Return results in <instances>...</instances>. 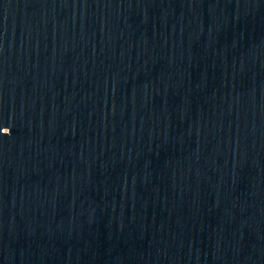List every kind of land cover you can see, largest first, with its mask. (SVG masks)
Instances as JSON below:
<instances>
[{
    "label": "water",
    "instance_id": "obj_1",
    "mask_svg": "<svg viewBox=\"0 0 264 264\" xmlns=\"http://www.w3.org/2000/svg\"><path fill=\"white\" fill-rule=\"evenodd\" d=\"M0 264H264V0H0Z\"/></svg>",
    "mask_w": 264,
    "mask_h": 264
}]
</instances>
